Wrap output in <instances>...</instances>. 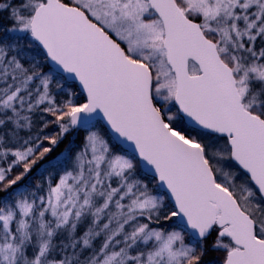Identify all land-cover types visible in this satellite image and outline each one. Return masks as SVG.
I'll use <instances>...</instances> for the list:
<instances>
[{
    "label": "snow or ice",
    "instance_id": "snow-or-ice-1",
    "mask_svg": "<svg viewBox=\"0 0 264 264\" xmlns=\"http://www.w3.org/2000/svg\"><path fill=\"white\" fill-rule=\"evenodd\" d=\"M210 251L264 264V0H0V264Z\"/></svg>",
    "mask_w": 264,
    "mask_h": 264
},
{
    "label": "trees",
    "instance_id": "trees-1",
    "mask_svg": "<svg viewBox=\"0 0 264 264\" xmlns=\"http://www.w3.org/2000/svg\"><path fill=\"white\" fill-rule=\"evenodd\" d=\"M73 86H74L73 90L77 91L79 93L77 86L75 84H73ZM76 139H77V137L75 135L66 136L65 139L63 140V142H61L54 149V151L51 154H49V156L46 159H51L53 157H56L57 155H59L60 153H62L64 151V149L69 145L70 141H75ZM41 163H43V162H41ZM35 175L36 174L33 173V176H35ZM33 183H35V179L33 180ZM215 259H216V253L210 251L204 258L205 264H215Z\"/></svg>",
    "mask_w": 264,
    "mask_h": 264
},
{
    "label": "water",
    "instance_id": "water-1",
    "mask_svg": "<svg viewBox=\"0 0 264 264\" xmlns=\"http://www.w3.org/2000/svg\"><path fill=\"white\" fill-rule=\"evenodd\" d=\"M69 83H71V84H75L76 85V82H73V81H70ZM77 88H78V86H77ZM79 89V88H78Z\"/></svg>",
    "mask_w": 264,
    "mask_h": 264
}]
</instances>
